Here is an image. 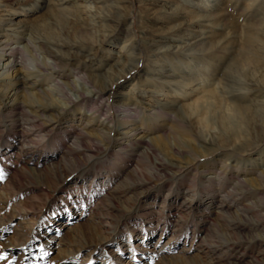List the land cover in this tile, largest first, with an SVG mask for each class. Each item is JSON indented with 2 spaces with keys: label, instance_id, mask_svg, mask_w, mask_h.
<instances>
[{
  "label": "rangeland",
  "instance_id": "obj_1",
  "mask_svg": "<svg viewBox=\"0 0 264 264\" xmlns=\"http://www.w3.org/2000/svg\"><path fill=\"white\" fill-rule=\"evenodd\" d=\"M35 1L0 0V32L5 33L7 30L11 34L9 37L16 36L12 28L27 23V17L32 13L31 5ZM113 1L115 2L111 3L108 0H102L100 3L89 2L90 9L78 8L82 12L81 15L84 16L85 13L89 16L94 13L95 7L106 8L109 4L112 6L111 10L130 15L118 30L115 41L102 39L103 35L106 36L111 31L107 27H100L97 24L98 27L94 28L95 33H92L89 39L95 42L96 46H93L91 54L94 51L96 58L92 59L89 56L91 61L88 63V69H85L92 77L108 72L112 62L120 61L124 57L122 52L130 53L120 51L119 48L122 38L130 29L135 34L131 37L132 41L136 37L135 41L141 44L148 41L152 33H160L165 26L173 23L166 19H152L164 17L168 5L182 3L184 7L191 9L185 11L190 20L194 13L198 16L205 13L213 15L202 17L203 25L194 31L182 32L179 40H158L159 43H154L159 44L156 50L160 53H147L149 56L138 64V75H126L124 79L122 77L102 97L103 104L109 107V113L105 116L103 108L97 115H92L87 109L88 104L84 106L80 104L75 108L67 107L65 108L67 110L61 113L64 115L57 118L53 112L32 113V108H27L29 116L41 123L32 136H28L27 133L21 134L13 121L15 111L11 109L10 104L13 99V102H22L23 91L19 88L5 92L7 89L2 87L4 84H12L19 77L16 74L20 73L15 70L19 69V66H15L14 69L9 62L7 63L9 61L7 49L10 47L21 49L26 57H29L26 64L32 67L34 60H31L30 48L24 41L32 38L27 33L20 35V38L23 36V40L13 37L8 41L0 56V256L4 257L0 259V264H264V189L260 192H251L252 194L244 197L242 201L235 202L225 198L226 201L222 204L229 206L225 217L220 218L215 213L219 207L214 208L219 200V193L208 198L203 192L206 189L208 193L211 191L208 188V181L214 179L216 174L213 171H202L196 163L177 179H169L165 178L162 171H152L154 155L149 158L139 155L142 150L139 146L142 142L153 145L151 140L154 137L159 139L163 131L175 128L169 119L151 115V109L162 104L178 106L182 100L190 102L191 100H186L188 97L180 100L178 93L185 91L192 96L191 89L201 86L199 83L193 85L195 82L184 85L190 75L186 76L185 73L182 74L184 77L180 78L179 69L173 73L168 60L175 55L182 56L183 46L187 42L203 40L209 44L215 43V47L217 44L221 45L223 47L221 51L224 50L225 53L216 51L211 53L207 56L210 61H207L205 66L193 67L192 69L196 71H191L197 75L198 71L204 72V75H199V80L207 84L205 86L215 81L219 77L218 72L222 71L220 66L224 65L223 61L227 56H231V50L241 46L243 34L248 32L252 24L251 21L241 20L245 13H249L247 10H241L246 0L239 5L235 4V0H218L220 7L217 9L205 8L200 4L202 0H191L193 5L183 3L185 0L180 2L150 0L152 4L148 6H142L141 0ZM257 1L261 6L258 12L263 15L264 0ZM89 3L84 2L83 5ZM43 5L40 0L37 7ZM245 24H248V27H245ZM220 26L223 29H220ZM63 28L60 25H53L52 31L57 36L58 30ZM68 30H71V25H67L63 32ZM231 32L233 38L230 37ZM197 33L200 37L192 39ZM71 36L69 39H72ZM186 52L193 53L194 50L188 49ZM77 53L76 59L72 61L73 65L88 62V59L84 58L88 53L86 50H77ZM135 53L132 52L126 58L136 61ZM163 54L167 59H164ZM36 55L40 61H49L40 52ZM194 62L190 61L189 65H194ZM209 62L211 65L208 66ZM210 67L216 69L211 70ZM32 69L35 70L33 67ZM64 73L66 77H59V81L71 82L78 89L83 87L89 90L90 87L83 86L72 72L65 70ZM170 73L173 74L169 76ZM242 77L238 74L231 76L238 87L244 86ZM27 80L34 85L31 88H24L32 93L31 99H35L34 90L37 88L43 90L54 84L51 79L36 75L27 77ZM259 81L261 84L264 83L262 77ZM54 98L63 106L64 100L57 96ZM253 100L264 102V96L254 99L243 97V104L252 107ZM131 102H136L137 111L133 119L134 126L127 127L118 122L121 120V113L116 110L118 106L132 104ZM53 111L56 113L58 110L55 108ZM48 117L51 118L47 119ZM105 119L108 121L113 119L107 141L98 135L99 130L106 129L102 122ZM263 120L264 117H259L258 120L253 117L249 120L243 119L239 123H235L234 120L225 123L217 119L209 120L206 116L204 121H218L209 124L206 130L216 138L217 143L221 139L220 143L231 147L234 144L248 143L247 140L250 141L259 134V131L254 129L252 121H262L260 138H264ZM135 126L137 130H133ZM78 128L84 135L93 138L89 143L86 141L88 144L85 148H90V151L76 156L75 158H78L76 162L64 164L63 147L72 145L71 137L65 138L64 135L67 131L74 133ZM226 128L237 135L234 133V136L222 139ZM176 137L178 142L172 138L170 140L173 151L168 148L161 153L165 161L183 165L191 155L199 156L201 162L202 159L208 160L201 148L193 146L194 142L190 136L179 132ZM225 140L227 141L224 142ZM175 151L179 154L173 153ZM225 157L213 158L211 160L214 164L209 163L220 172L222 180L225 178V187L228 186L225 190L238 182L236 178L242 182L241 188L256 190L258 183L254 178L256 175L264 174V154L253 153L242 156L237 161L226 160ZM69 158L73 160L72 157ZM135 169H138L136 174L133 173ZM130 175L132 180L127 179ZM129 181H138V184L127 189L125 186ZM185 187H190V191L184 194ZM143 191L147 192L145 196L137 198ZM249 204L255 206L244 214L252 219L257 228L245 232L229 230L226 220L239 221L241 208L243 206L248 208ZM182 205H188L189 208L185 210ZM238 239L241 240L242 250L229 249L228 252L224 250L225 248L212 249L217 242L228 244Z\"/></svg>",
  "mask_w": 264,
  "mask_h": 264
},
{
  "label": "bare ground",
  "instance_id": "obj_2",
  "mask_svg": "<svg viewBox=\"0 0 264 264\" xmlns=\"http://www.w3.org/2000/svg\"><path fill=\"white\" fill-rule=\"evenodd\" d=\"M39 1L40 0H36L35 3L31 5L32 13L29 15V17H27V23L12 28V31L16 36L9 37V35L11 34L8 33L7 30L5 33L0 32V50H3V48L8 45V41L13 37L15 39H19L20 35L29 33L32 38L31 40H26L23 38V36L21 37L22 40L24 39L25 44L30 48L29 51L32 54L31 60H34V64H32V67L35 70H33L30 65L26 64V59L28 56L26 57L25 53L21 49H19L18 47H10L7 49V57L9 58V61H7V63L9 62L11 64L10 66L13 68L15 66H19V69H14L19 71L20 73L16 74V76L18 75L19 77L12 84L2 85L3 89H7L5 92H8V90H18L19 88L23 91L22 95L24 96V99L21 100L22 102H13V99L10 106L11 109L15 111V117L13 120L15 125L19 127L21 134L27 133L28 136L34 135L37 128L41 126V123L37 122L35 118L33 119L29 116L27 108H32V113L39 112V114H44L45 112H53L56 115L54 116L57 118L64 115L61 113L67 110L65 109L67 107L75 108V106H78L80 104L81 106L88 104L87 109L92 115H97L101 111V108H103L102 111L104 112L105 116L106 113H109V107L106 104H103L102 97L106 95L110 88L122 77L124 79L126 75H138V64L141 62V60H143V58L146 59L147 56H149L147 55V53H160L157 52L159 50H156V46H159V44L154 45V43H159L158 40H179V35L182 32H191L196 28L201 27L203 25L201 20L202 17H211V15H213L210 13H205V16H198V14L194 13L192 19L190 20L187 18L185 11H190L191 9L189 10V8L184 7L182 3L168 5V9L166 10L164 17L151 18L155 20L166 19L172 21L173 23L165 26L164 30L160 33H152L148 41H144L141 44L138 41H135L137 40L136 37L135 40L133 39L132 41L131 37H133L135 34L131 32L130 29L126 33V36L122 38L120 42L121 45L119 47L120 51H129L130 53L123 54L122 52V55L124 57L120 61L116 60L115 62H112L109 65L108 72L94 75L95 77H92L91 75L86 73L85 69H88V63L89 61H91V58H89V56H91L92 59L96 58L94 51L91 54V51L94 48L93 46H96L95 42H92L89 39L91 34L95 33L94 28L98 27L97 24L100 27H107V29L111 31L106 36L103 35L102 39L104 41H115V36L118 30L121 29L120 27L123 23H126L130 15L122 14L117 10H111L110 8L112 6L109 4L106 5V8L101 6L95 7L94 13L89 16L85 13L84 16L81 15L82 12L79 11V7L90 9L91 6L89 2L100 3L102 0H42V3L44 5L41 7H37ZM108 1L111 3L115 2L113 0ZM118 1L119 0H116V2ZM127 1L130 2V0ZM178 1L180 2L184 0ZM243 1L244 0H235V4L239 5L240 3H244ZM80 2H82V4H80ZM84 2H88L89 4L83 5ZM171 2H173V0H171ZM141 3H143L142 6H148L151 1L141 0ZM183 3L193 5V2L191 0H185ZM200 4L205 6V8L210 9H217L220 7V2L218 0H202ZM117 7L122 8L120 6ZM260 7V3L257 0H246L245 4L242 6L241 10H247L249 11V13H245L241 17V20L251 21L252 24L248 32L243 34L241 46H239V48L231 50V56H227V58L223 61L224 65L220 66L222 71L218 72L219 77L212 83L209 82L210 84H208V86H205L207 84L203 83L202 80H199V75H204V72L199 73L198 71L197 75L191 73V71L193 70V67L205 66L206 62L210 61L207 56L211 55V53L215 51L225 53L224 50L221 51V48H223L221 47V45L217 44L215 47V43L209 44L208 42L203 40H199L196 42H187L185 46H183L184 50L182 49V56L175 55V57L168 60V62L170 63L169 65L172 66L171 71L173 73H176L177 68L179 69L180 78H183L184 75L182 76V74L185 73L187 74L186 76L190 75L189 80L186 81L187 83H184V85L195 82L193 85L199 83L201 86L191 89V92H193L192 96H189V94L185 91H182V93H178L180 94V100L188 97L186 100H191L190 102L182 100L183 102L178 106H173V104L162 106V104L161 106L159 105L155 108H152L151 115L155 116L156 118L169 119L170 122L173 123V127H175L176 129L171 128L163 131L161 136H159V139L157 137H154L151 140L153 145L142 142L139 146L142 147V150L139 152V155H141V157L149 158L154 155L151 163L152 171H162L165 178L177 179V177L182 175V173H184L191 165H194L196 163H198L202 171H213V173L216 175L213 180L208 181V188L211 191H209L210 193H208L206 189L203 192L204 196H208V198H212V195L214 196L215 193H219L220 197L214 208L217 209L219 207V209L215 213L218 214L220 218L225 217L227 207L229 206V204H222L223 201H226L225 198H230L235 202L242 201L244 197L250 196L252 194L251 192H260V190L264 189V174H261L262 176L256 175V177L254 178V181L258 183L256 185V190H251L250 188H241L240 186L242 182L239 181V178H236L238 182L236 181L237 183L235 185L225 190L228 187H225V178L222 180L221 175L219 174L220 172L214 169V165L209 164H214V161H212L211 159L219 156H226V160L232 159L237 161L240 160V157L251 155L253 153H257L260 155L264 154V138H260L262 136V121H252L254 122V129H257L259 131V134L255 136L254 139L250 141L247 140L248 143L236 145L234 144L231 147H228L227 144L220 143L221 139L217 143L215 140L216 138L212 137L209 130H206L209 124L217 123L218 121H204L206 116H208L209 120L217 119L224 122L226 121L227 123L233 120L235 121V123H239L242 122L241 120L243 119L249 120L255 117V120H258L259 117H264V102H262L261 100H253L254 105L252 107H250V105L243 104V97H253L254 99L256 97L264 96V83L261 84V82L259 81L261 77L264 79V14L262 15L260 12H258L260 10ZM53 25H60V27L62 28L64 27L62 30H58L59 32H57V36H55L52 31ZM67 25H71V30L63 32L64 29H66ZM244 26L248 27V24H245ZM1 29L3 30V27ZM220 29L223 28L220 26ZM232 34L233 33L231 32L230 37L233 38ZM70 35H72V39H69ZM154 37H156L157 39H155ZM197 37H200V34H194L192 36V39H195ZM62 49H65L66 51ZM188 49H193L194 52L187 53L186 51ZM4 50L0 51V56L2 55L1 52H4ZM77 50H86L88 52L84 55V58L86 60L88 59L87 63L82 62V64L77 63L76 65H73L72 61L75 60L76 56L78 55ZM39 52L43 54V57L48 58L49 61L38 60L36 53ZM132 52H136V61H131V59L126 58L127 55H131ZM169 53H173V51H169ZM179 53H181V51H179ZM162 56L164 57V59H167L164 54ZM190 61H195L194 65L190 66ZM209 65H211L210 62L208 63V66ZM213 68L214 67H210L211 70H213ZM65 70L69 71L70 73L72 72V75L76 78V80L80 81L83 86H89V90H86L83 87L81 89H78L71 82L59 81V77H66V74L64 73ZM153 71L154 70H152V72ZM193 71L195 72L196 70ZM156 72L159 73L158 71ZM173 73H170L168 75L171 76V74ZM228 74H230L231 76L235 74H238V76H243L241 80L243 81L244 86L238 87L237 83H234L231 76H229ZM31 75H36V77H47V79H51V81H54V84L52 86L46 87L43 90L37 88L36 91L34 90L35 99H31L30 97L32 96V93L24 90L25 87L31 88L34 86H32L31 83H29L27 80V77H30ZM256 76L260 78L254 79V77ZM177 82L180 83L181 81ZM12 86L13 88H11ZM70 92L75 93L70 94ZM166 94L167 93H165V95ZM54 95L60 98L62 101L64 100V102L62 103L63 106L60 105L59 102H56ZM168 102L170 101L168 100ZM131 103L132 104H120L121 106H118L116 110L117 112L120 111L121 113V115L119 114L121 120L118 122H121L125 126L127 125V127H129V125L134 126L135 123L133 119L135 112L137 111V105L135 104L136 102ZM55 108L58 110L56 113L55 111H53V109ZM151 110H149V112ZM209 116L214 117L210 118ZM50 118L48 117L47 119ZM107 119L102 121L106 125V129H104V131L99 130L100 133H98L99 137L105 141H107L108 139V133L112 127L111 125L113 122V119H111L110 121H108ZM133 130H137L136 126L133 128ZM224 130L225 133L222 134V139L234 136V131L231 132L227 128ZM179 132L182 135L186 134L190 136L191 140L194 142L193 146L197 149L201 148L205 158H208V160L203 161L202 159L201 162V158H199V156H188L190 154V152L188 151L189 154L187 156L189 157V159L187 161H184L185 163L183 165H177L165 161L162 158L161 153L168 148L173 151L174 148L171 147L172 143L170 140L171 138L176 140V136L177 134H179ZM235 135H237V133H235ZM64 136L65 138L70 136L72 141V145H65L63 147L64 149L62 150V155L64 157L62 159L64 161V164L69 165L71 161L76 162V160L78 159L75 158L76 156H79L82 153H88L90 151V148L87 149L85 147L86 144H88L93 138H91L90 135H84L81 129L78 128V130L76 132L74 131V133L72 131H67L66 135ZM178 137L180 138V136ZM86 141H88V143ZM176 141L178 142V140ZM226 141L227 140H225L224 142ZM254 141L257 142L253 143ZM176 152L177 151L173 153ZM177 153L179 154V152ZM69 156L72 157L73 160H71ZM137 166L139 165L137 164ZM133 173H138V169L133 170ZM127 179L132 180L131 175L127 177ZM166 180L167 179H165V181ZM137 182L138 181H129L125 188H133L138 184ZM183 190V193L185 194L190 191V187H185ZM146 193L147 192L143 191L137 198L144 197ZM254 206L255 205L252 204H249L248 208L243 206L241 208V218L239 221L226 220L225 223L226 226H228L229 230L232 229L245 232L257 228V225L253 223L252 219L248 215L244 214L245 211L253 209ZM181 207L185 210H187V207L189 208L188 205H182ZM250 238L253 239L254 237ZM240 242V239L230 241L228 242V244L217 242L212 247V249L216 250L225 248L224 250H227L228 252L230 251L229 249L242 250V245L240 244Z\"/></svg>",
  "mask_w": 264,
  "mask_h": 264
},
{
  "label": "snow or ice",
  "instance_id": "obj_3",
  "mask_svg": "<svg viewBox=\"0 0 264 264\" xmlns=\"http://www.w3.org/2000/svg\"><path fill=\"white\" fill-rule=\"evenodd\" d=\"M0 259H4V257L0 256Z\"/></svg>",
  "mask_w": 264,
  "mask_h": 264
}]
</instances>
